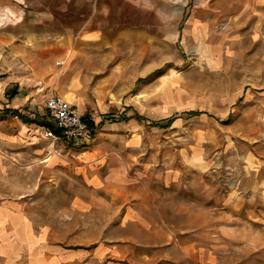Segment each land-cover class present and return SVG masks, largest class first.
<instances>
[{
	"label": "rangeland",
	"instance_id": "rangeland-1",
	"mask_svg": "<svg viewBox=\"0 0 264 264\" xmlns=\"http://www.w3.org/2000/svg\"><path fill=\"white\" fill-rule=\"evenodd\" d=\"M165 11L170 37L152 49L61 73L63 92L38 85V119L52 123L57 93L94 120L86 147L44 125L34 146L13 142L19 121L0 115V200L19 204L20 235L56 264H264V0H165Z\"/></svg>",
	"mask_w": 264,
	"mask_h": 264
},
{
	"label": "crops",
	"instance_id": "crops-1",
	"mask_svg": "<svg viewBox=\"0 0 264 264\" xmlns=\"http://www.w3.org/2000/svg\"><path fill=\"white\" fill-rule=\"evenodd\" d=\"M165 12V0H0V69L6 76L0 82V115L19 121L11 140L37 139L36 127L43 125L13 112L30 119L42 115L38 85L45 92H63L58 89L61 73L72 81L76 69L114 64L124 50L152 49L156 34L170 37L160 27ZM7 88L10 99L4 94ZM48 121L53 123L50 117ZM6 122L4 143L10 140ZM34 151L41 160V149ZM25 216L18 203L0 200V264H56L36 234L20 235L27 224Z\"/></svg>",
	"mask_w": 264,
	"mask_h": 264
},
{
	"label": "built area",
	"instance_id": "built-area-1",
	"mask_svg": "<svg viewBox=\"0 0 264 264\" xmlns=\"http://www.w3.org/2000/svg\"><path fill=\"white\" fill-rule=\"evenodd\" d=\"M48 116L53 120L60 133H55L50 127L43 126L44 135L53 141L66 140L86 147L94 141L95 132L89 125V120L68 100L60 95H52L46 101Z\"/></svg>",
	"mask_w": 264,
	"mask_h": 264
},
{
	"label": "trees",
	"instance_id": "trees-1",
	"mask_svg": "<svg viewBox=\"0 0 264 264\" xmlns=\"http://www.w3.org/2000/svg\"><path fill=\"white\" fill-rule=\"evenodd\" d=\"M15 115H19L21 118H23L25 121H27V122H36V123H38V124H40V125H45V124H47V123H45V121L44 120H42L43 118H41V119H38L37 117L35 118V119H30L28 116H25V115H22V114H19V112L18 111H14L13 112ZM199 114V112H185V114L184 115H186L187 117H193V116H195V115H198ZM140 119V118H139ZM173 121H174V118H170V119H168V120H162V121H159V122H157V123H155V124H152L153 126H155V127H160V128H168V127H170L171 125H172V123H173ZM49 126H50V128L55 132V133H60V131L55 127V124H48ZM89 125L92 127V128H94V122L93 121H89Z\"/></svg>",
	"mask_w": 264,
	"mask_h": 264
}]
</instances>
